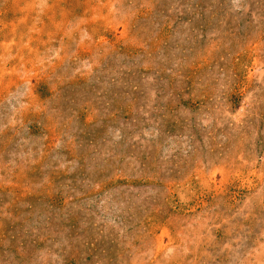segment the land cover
Listing matches in <instances>:
<instances>
[{"label":"rangeland","instance_id":"1","mask_svg":"<svg viewBox=\"0 0 264 264\" xmlns=\"http://www.w3.org/2000/svg\"><path fill=\"white\" fill-rule=\"evenodd\" d=\"M0 264H264V0H0Z\"/></svg>","mask_w":264,"mask_h":264}]
</instances>
